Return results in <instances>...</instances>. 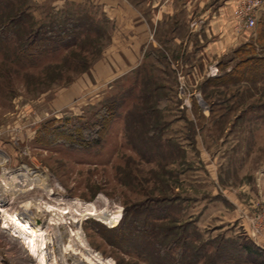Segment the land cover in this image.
I'll return each instance as SVG.
<instances>
[{
	"label": "rangeland",
	"instance_id": "obj_1",
	"mask_svg": "<svg viewBox=\"0 0 264 264\" xmlns=\"http://www.w3.org/2000/svg\"><path fill=\"white\" fill-rule=\"evenodd\" d=\"M154 2L157 9L164 0H28L38 24L82 18L80 39L28 62H18L14 43L0 49V226L4 209L25 216L20 207L30 200L29 214L53 234L47 249L55 247L66 264H188L178 254L177 230L162 251L154 240L134 238V210L162 199L169 218L159 224L189 225V235L200 236L191 241L243 234L264 245L262 64L227 86L205 83L202 74L189 81L177 75L172 55L184 46L165 41L190 30L173 20L158 22L150 10ZM262 2L256 25L245 28L247 41L220 61V73L226 63L228 71L246 56L264 55ZM252 42L254 52L249 46L243 56L235 52ZM187 101L193 108L181 107ZM107 102L120 109L99 146L63 142L71 136L68 128L91 125ZM12 180H24L26 188L43 183L52 196L42 187L15 196L25 187L8 185ZM52 197L119 212L109 223L87 214L74 225ZM227 197L242 209L233 223ZM121 221L132 222L131 240L119 241L111 231ZM35 261L0 227V264Z\"/></svg>",
	"mask_w": 264,
	"mask_h": 264
},
{
	"label": "trees",
	"instance_id": "obj_2",
	"mask_svg": "<svg viewBox=\"0 0 264 264\" xmlns=\"http://www.w3.org/2000/svg\"><path fill=\"white\" fill-rule=\"evenodd\" d=\"M27 3L28 0H0V49L6 48L9 42L14 43L18 62L35 61L38 57L57 52L63 47L74 45L80 39L84 23L81 21L82 18L66 16L61 24L57 21H52L49 24H38L29 12ZM245 46L235 50V52L243 56L245 54L243 52L248 46L251 47L253 52L255 51L253 42L247 43ZM242 59L241 63L238 62L228 71L226 69L228 67L227 63L224 64L221 74L215 78L206 79L205 83L222 86L232 85L238 79H242L241 76L246 74L247 68L251 71L250 69H255V66L259 67L261 64L262 67L260 70L258 68V70L264 75V55L260 59H255L251 56H246L245 59ZM239 69H243V74L239 72ZM111 103L107 102V104L102 105V108L97 112V120L91 125L86 123V125L84 124L80 127L68 128L67 133L71 136L63 142L80 148L84 147V145H88L87 147L99 146L110 127L111 121L120 109V103L115 102L113 108ZM89 127L90 130L87 133ZM156 130L159 132L161 127L157 126ZM165 200H158L155 204L156 206L152 208L147 202L141 205L143 209L134 210L136 217L132 219V222L136 225L134 229L139 233L134 238L139 242L147 241L146 244L150 245L154 240V244H157V248L162 251L164 247H169V245H165L166 238L172 231L175 233L174 231L177 230V238L181 240L182 245V251L178 252V254L182 255L183 263L192 264L203 261L205 264H264V248L243 234L236 238L222 237V239L199 244L196 243L197 241H191L193 236L197 240H199L200 236H198L199 234L196 231L190 236L188 232L189 225L167 227L163 223L159 224V222L169 218L168 209L165 206H159ZM132 222L126 224V222L121 221L120 224L111 229L118 236L119 241L131 240L132 237L130 235H136L131 230ZM153 250L157 252L155 248Z\"/></svg>",
	"mask_w": 264,
	"mask_h": 264
},
{
	"label": "crops",
	"instance_id": "obj_3",
	"mask_svg": "<svg viewBox=\"0 0 264 264\" xmlns=\"http://www.w3.org/2000/svg\"><path fill=\"white\" fill-rule=\"evenodd\" d=\"M237 2L238 0H164L157 9L155 4H158V2L153 3L154 8L152 7L150 10L152 15L157 16L158 22L173 20L179 23V27L186 26L190 30L185 38L179 36L176 38L169 37L165 41L166 43L164 42L168 47L171 46L170 43L175 45L173 41L182 42L184 46L182 53L179 50L175 55H172L173 60L176 61L174 68L177 75L183 78L187 76L189 81L191 76L202 74L201 80L207 76L208 79L221 74L220 61L225 59L232 47L245 44L247 41L246 27L237 21L233 13ZM232 24H236L234 34ZM149 31L152 35L151 28ZM190 34H192L191 37ZM173 45L172 49L169 48V51L174 52L175 46ZM184 53L185 58H183ZM215 68L219 69L216 74H213ZM197 84H199V80ZM181 107L183 109L193 108V104L187 101L186 105L183 104ZM227 200L233 204H230L232 207L229 209L230 213L233 214L232 219L229 220L232 221L230 223H233L240 219L242 209L237 200L230 201L228 197Z\"/></svg>",
	"mask_w": 264,
	"mask_h": 264
},
{
	"label": "bare ground",
	"instance_id": "obj_4",
	"mask_svg": "<svg viewBox=\"0 0 264 264\" xmlns=\"http://www.w3.org/2000/svg\"><path fill=\"white\" fill-rule=\"evenodd\" d=\"M7 183H9L8 185H16L19 189L20 187H25L26 185V183L23 185L24 180H12ZM36 187H42L46 191L47 195L52 196L51 191L46 188L43 183H40L39 185H32L31 187L27 186L25 189H20V192L16 190L14 191V194L15 196L23 195L28 188L35 189ZM52 198L55 199V205L57 204L65 210L64 215L67 213L69 218H72L71 222H73L74 225L78 224L84 216H87V214L95 215L109 223L115 219L119 212L118 210H110L107 208L98 209L99 205L97 203L84 204L82 202H78V204H72L65 198ZM62 201H65V206L61 205L63 204ZM20 208L23 209V214H25V216H21L15 211L10 212L6 209L3 210L2 215L4 222L2 226H0L1 229L10 231L11 239L13 238L21 243V245L24 246L26 253L36 260L34 264H66L65 260L63 261V259L56 254L55 247H52L50 251L47 249L48 243H54L53 234L49 233V230L44 228V224H42V222L37 221L36 218H33L32 215L29 214L32 209V202L30 200H26V202L22 203ZM37 244H39L41 248H37ZM52 246H54V244ZM49 257L51 260H49Z\"/></svg>",
	"mask_w": 264,
	"mask_h": 264
},
{
	"label": "built area",
	"instance_id": "obj_5",
	"mask_svg": "<svg viewBox=\"0 0 264 264\" xmlns=\"http://www.w3.org/2000/svg\"><path fill=\"white\" fill-rule=\"evenodd\" d=\"M241 3L237 2L233 9L235 18L245 27L254 28L257 22V11L263 4L262 0H246L244 4Z\"/></svg>",
	"mask_w": 264,
	"mask_h": 264
}]
</instances>
